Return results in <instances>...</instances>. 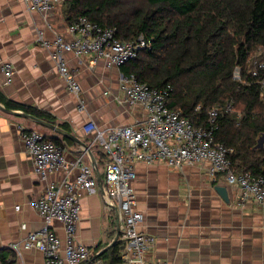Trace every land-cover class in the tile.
Wrapping results in <instances>:
<instances>
[{"label":"crops","instance_id":"crops-1","mask_svg":"<svg viewBox=\"0 0 264 264\" xmlns=\"http://www.w3.org/2000/svg\"><path fill=\"white\" fill-rule=\"evenodd\" d=\"M66 26L64 5L42 15L28 11L23 0H0V57L10 62L14 70L10 83H6L0 70V93L8 100L51 114L57 124L66 123L70 133L85 143L91 154L70 139L61 148L65 158L73 161L82 155L86 163L93 160L101 176L104 156L90 146L92 137L83 127L88 122L98 127L141 123L144 111L122 101L120 68H107L102 60L92 64L89 55L65 53L66 64L74 71L85 101L84 110H78L77 98L58 75L50 52L36 41L38 31L50 40L56 34H64ZM17 125L34 128L35 123L0 109V254L4 255L3 260L12 259L10 264H44L37 249L24 250L17 257L8 247L43 225L30 200L43 192L45 182L34 172ZM50 132L52 137H63ZM261 144L264 136L258 139L257 145ZM135 172L136 207L144 216L139 229L154 237L150 254L156 263L264 264V208L254 201L236 205L238 188L227 183L222 174L212 180L207 162L179 169L163 163H137ZM94 174L96 189L80 199L75 237L97 256L112 246L120 221L117 212L105 203ZM63 176L62 172L53 173L48 180ZM216 186L225 188L227 199L214 189ZM16 205L19 210H15ZM50 226L63 247L62 224L54 220ZM100 259L102 264H109L107 254ZM83 264L94 262L91 259ZM115 264L125 262L120 259Z\"/></svg>","mask_w":264,"mask_h":264},{"label":"built area","instance_id":"built-area-1","mask_svg":"<svg viewBox=\"0 0 264 264\" xmlns=\"http://www.w3.org/2000/svg\"><path fill=\"white\" fill-rule=\"evenodd\" d=\"M23 2L28 11L47 15L63 0ZM36 41L50 52L58 75L66 82L68 91L77 98L80 111L84 110L85 101L74 71L66 64L65 53H72L76 57L89 55L92 64L102 60L107 68H120L135 59L138 52L150 48V40L142 34L132 40H119L114 28H102L84 16L67 25L64 34H56L50 40L44 38L42 31H38ZM0 70L6 83H10L14 72L12 64L0 57ZM259 70L264 71V58L252 61L251 75L257 77ZM233 77L240 80L239 68L234 69ZM258 83L264 94V76ZM119 88L125 104L143 109L144 120L137 124L108 127H98L88 122L83 130L92 137L90 146L96 147L104 156L100 180L102 196L105 203L118 214L120 227L117 241L120 243V259L125 264H164L156 263L151 258L154 237L139 229L144 216L136 207L133 187L137 163H163L179 169L207 162L212 180L222 174L227 183L238 188L236 205L241 207L247 201H254L264 208V176L248 171L236 172L229 157L232 148L223 146L215 138L219 119L232 112L231 102L209 107L206 111L207 123L194 125L180 111L167 106V88H151L139 82L134 74H122ZM199 109L198 105L195 110ZM241 116V113H237V120ZM16 129L33 162L34 172L45 182L43 192L30 200V206L41 216L43 225L38 231L27 233L23 239L9 243V249L17 257L24 250L37 249L43 256L44 264H83L91 259L94 264H102V260L75 237L80 199L84 193H93L96 189L94 165L84 162L82 155L68 161L63 150L37 129L21 125H17ZM73 171L76 172L75 176L70 178ZM57 172L64 173V176L49 181V176ZM14 208L19 210L20 207L16 205ZM54 220L62 224L63 247L50 226ZM11 261L0 260V264H10Z\"/></svg>","mask_w":264,"mask_h":264},{"label":"trees","instance_id":"trees-1","mask_svg":"<svg viewBox=\"0 0 264 264\" xmlns=\"http://www.w3.org/2000/svg\"><path fill=\"white\" fill-rule=\"evenodd\" d=\"M61 5L66 25L84 16L102 28H114L119 40L140 34L149 39V49L121 65L122 74H134L151 88H167V106L194 125L207 123L209 107L231 102L232 112L218 121L216 141L232 148L236 172L264 176V144L257 145L264 136V94L258 83L264 71L251 75L252 61L264 58L252 57V51L264 49V0H63ZM236 67L240 80L233 77ZM0 104L57 124L51 114L1 93ZM237 113L242 114L239 120ZM57 125L70 132L66 123ZM46 136L60 148L70 142ZM119 248L116 241L96 258L107 254L109 264L118 263Z\"/></svg>","mask_w":264,"mask_h":264},{"label":"water","instance_id":"water-1","mask_svg":"<svg viewBox=\"0 0 264 264\" xmlns=\"http://www.w3.org/2000/svg\"><path fill=\"white\" fill-rule=\"evenodd\" d=\"M0 109L2 111L6 112V113H10V114H13V115H16V116H20V117H23V118L30 119L32 122H34L35 124L41 126L44 129H47L49 131H53V132H55V133H57V134H59V135H61L63 137L71 139V140L75 141L76 143L80 144L81 146H83V148L87 149L88 152L90 153V149L85 143L79 141L74 135H72L70 132H67L66 130L60 128L57 124L50 123V122H48L46 120L39 119V118H37L35 116H32V115L24 113V112L6 109L2 104H0ZM259 143H260V140H259ZM92 164L94 165L97 181H98V183H99V185L101 187V184H100L101 183V181H100L101 180V176H100V174H99V172L97 170L96 164H95V162L93 160H92ZM214 189L220 194V196L223 199H227L226 190H225L224 187L216 186ZM118 234H119V231L117 230L116 235H115V239H114L112 245L117 241Z\"/></svg>","mask_w":264,"mask_h":264},{"label":"rangeland","instance_id":"rangeland-1","mask_svg":"<svg viewBox=\"0 0 264 264\" xmlns=\"http://www.w3.org/2000/svg\"><path fill=\"white\" fill-rule=\"evenodd\" d=\"M263 56H264V49L258 48L257 50L252 51V57L259 58V57H263ZM236 109L241 110V106L238 105L236 107ZM34 128L37 129V130H39V131H41L42 133H45L48 136L51 135L50 134L51 133L50 131L42 128L41 126H38V125L35 124ZM262 143H263V140H262ZM260 147H262V144L260 145Z\"/></svg>","mask_w":264,"mask_h":264}]
</instances>
